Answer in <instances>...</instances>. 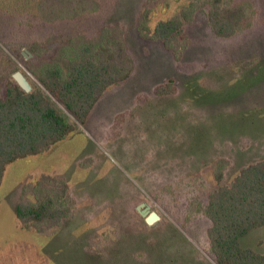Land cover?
Listing matches in <instances>:
<instances>
[{
  "label": "rangeland",
  "instance_id": "374dc122",
  "mask_svg": "<svg viewBox=\"0 0 264 264\" xmlns=\"http://www.w3.org/2000/svg\"><path fill=\"white\" fill-rule=\"evenodd\" d=\"M20 1L0 0L1 94L17 71L38 86L24 65L38 46L76 32L93 36L108 24L124 29L135 69L104 94L86 125L6 168L0 264H214L203 213L218 186L209 166L227 159L229 185L264 160V0L234 1L251 5L250 26L230 39L215 36L207 8L198 11L177 59L140 37L137 19L149 9L154 28L189 0H98L97 15L56 25L41 20L34 0ZM169 84L170 94H160ZM45 174L64 179L75 201L74 217L50 238L21 230L15 214L23 186ZM143 203L160 216L153 225L138 211ZM240 246L264 254V227Z\"/></svg>",
  "mask_w": 264,
  "mask_h": 264
},
{
  "label": "trees",
  "instance_id": "16d2710c",
  "mask_svg": "<svg viewBox=\"0 0 264 264\" xmlns=\"http://www.w3.org/2000/svg\"><path fill=\"white\" fill-rule=\"evenodd\" d=\"M189 1L181 13L154 28L149 26L150 10L144 9L137 19L140 37L160 42L177 59L188 46L185 26L202 9L207 8L211 30L220 39L233 38L250 26L251 5L247 2ZM34 2L48 25L85 20L102 9L98 0ZM34 53L35 58L24 65L38 86L27 93L13 79L0 93V187L9 165L44 154L65 141L77 124H87L104 94L127 81L135 69L119 24L104 25L93 36L76 32L54 46L40 45ZM161 88L160 94L172 90L171 84ZM228 167L224 158L209 166L218 183L203 209L211 222L209 257L214 264H264V254L240 246L241 238L264 227V160L242 169L231 184L224 185ZM74 213L68 183L46 174L23 186L15 210L21 230L48 238L58 235Z\"/></svg>",
  "mask_w": 264,
  "mask_h": 264
},
{
  "label": "water",
  "instance_id": "95a60500",
  "mask_svg": "<svg viewBox=\"0 0 264 264\" xmlns=\"http://www.w3.org/2000/svg\"><path fill=\"white\" fill-rule=\"evenodd\" d=\"M25 51L22 53L24 57H26ZM14 80L27 93H30L33 91V85L31 83V80L29 79V76L25 72L23 71L15 72ZM138 211L142 215V217L146 219V222L149 225H153L158 220H160L159 214L156 211H152L151 206H149L146 203L141 204L138 208Z\"/></svg>",
  "mask_w": 264,
  "mask_h": 264
}]
</instances>
